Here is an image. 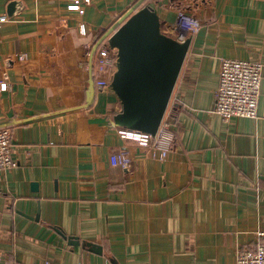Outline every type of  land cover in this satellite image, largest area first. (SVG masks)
<instances>
[{"label":"crops","instance_id":"1","mask_svg":"<svg viewBox=\"0 0 264 264\" xmlns=\"http://www.w3.org/2000/svg\"><path fill=\"white\" fill-rule=\"evenodd\" d=\"M137 1L0 0V125L16 161L0 170L7 264H236L264 230V0H145L174 38L179 8L199 23L184 37L164 157L119 136L120 102L87 55ZM225 57L261 62L257 117L213 111ZM121 150L127 168L110 162Z\"/></svg>","mask_w":264,"mask_h":264},{"label":"water","instance_id":"2","mask_svg":"<svg viewBox=\"0 0 264 264\" xmlns=\"http://www.w3.org/2000/svg\"><path fill=\"white\" fill-rule=\"evenodd\" d=\"M143 1L138 0L125 12L100 41L107 39L117 55L109 88L121 107L112 118L113 125L154 135L169 104L191 38L178 39L163 32L155 5H142ZM15 4L10 3L9 15ZM70 243L80 244L77 240ZM83 244L95 253L101 252L95 243Z\"/></svg>","mask_w":264,"mask_h":264},{"label":"built area","instance_id":"3","mask_svg":"<svg viewBox=\"0 0 264 264\" xmlns=\"http://www.w3.org/2000/svg\"><path fill=\"white\" fill-rule=\"evenodd\" d=\"M78 5L71 4L70 8ZM6 16H0V26ZM199 23L192 15H188L186 8L177 11V28L181 33L178 39H183L198 29ZM93 51V50H92ZM87 52L89 65L98 87H108L109 82L102 74L114 73L116 70V49L110 48L106 42L94 52ZM24 58V56H19ZM262 79V64L258 60H247L232 57L221 59L218 74V85L214 91L213 111L224 121L234 117H257L258 100ZM118 134L122 139L135 142L138 146L150 150L159 157H164L172 148L174 132L163 116L154 135L140 130L118 127ZM113 166L127 168L130 158L125 150L110 156ZM16 165L12 157V135L9 127L0 125V170ZM0 264L5 262V255L0 250ZM42 264H51L48 261ZM236 264H264V230L257 232V242L251 247H242L236 256Z\"/></svg>","mask_w":264,"mask_h":264},{"label":"trees","instance_id":"4","mask_svg":"<svg viewBox=\"0 0 264 264\" xmlns=\"http://www.w3.org/2000/svg\"><path fill=\"white\" fill-rule=\"evenodd\" d=\"M145 2H146V1L144 0V1L142 2V5H144V4H145ZM146 3H147V2H146Z\"/></svg>","mask_w":264,"mask_h":264}]
</instances>
